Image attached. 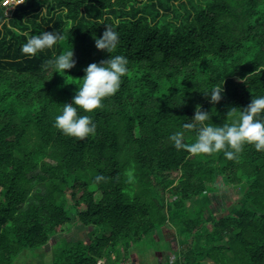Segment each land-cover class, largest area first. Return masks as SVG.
<instances>
[{"label": "trees", "instance_id": "trees-1", "mask_svg": "<svg viewBox=\"0 0 264 264\" xmlns=\"http://www.w3.org/2000/svg\"><path fill=\"white\" fill-rule=\"evenodd\" d=\"M4 1L0 264L47 247L71 223V209L88 235L57 242L51 264L129 260L135 244L166 225L181 239L174 264H264V150L245 144L227 159L169 140L174 131L195 140L181 126L196 105L210 113L208 123L223 124L234 118L231 107L264 95V0H196L192 9L181 0H24L14 10ZM106 25L119 34L113 54L127 57L128 71L101 108L80 111L95 134L67 136L55 116L72 102L84 68L109 57L94 42ZM41 31L63 39L22 53L26 37ZM71 46L73 68L46 66ZM222 85L221 100L210 103L204 93ZM229 186L239 195L217 214L212 194Z\"/></svg>", "mask_w": 264, "mask_h": 264}, {"label": "clouds", "instance_id": "clouds-1", "mask_svg": "<svg viewBox=\"0 0 264 264\" xmlns=\"http://www.w3.org/2000/svg\"><path fill=\"white\" fill-rule=\"evenodd\" d=\"M22 3V2H20ZM19 4V3H17ZM7 16V10L5 11ZM63 39L60 31H41L26 37L21 45V52L29 57L36 53L51 48L57 41ZM119 34L113 27L106 25L102 35L94 36L95 47L109 53L106 60L99 63L93 62L84 68V76L78 79V84L71 103L61 104L59 114L55 116L54 126L63 134L83 139L95 134L96 124L90 115L102 107L106 97L113 95L120 87L122 77L128 71V59L122 54H113L117 47ZM76 64L74 50L70 48L48 60L46 66L59 71L69 70ZM258 66L255 71H257ZM223 85L213 87L204 94L210 103L219 102L223 94ZM234 115L231 122L223 124L208 123L210 113L196 105L194 115L181 126L183 130H195V140L184 143V131H174L169 140L177 149H186L192 154H210L223 152L227 159L237 157L245 144H251L257 151L264 150V95L252 96L246 107H231L227 116ZM102 180V176H97Z\"/></svg>", "mask_w": 264, "mask_h": 264}, {"label": "rangeland", "instance_id": "rangeland-1", "mask_svg": "<svg viewBox=\"0 0 264 264\" xmlns=\"http://www.w3.org/2000/svg\"><path fill=\"white\" fill-rule=\"evenodd\" d=\"M181 2L189 9L197 4L196 0H181ZM175 4H178L175 3ZM9 9H11L9 7ZM181 10H184L181 7ZM190 158H194L192 155ZM177 173L172 176L175 177ZM239 195L238 190L227 187H222L219 193H213L212 199L216 202L214 211L220 214L222 206L224 208L229 207L233 204L232 200L235 201L236 196ZM98 197V196H97ZM71 202H69L70 206ZM192 205L191 203H188ZM77 210L71 209L69 215L72 218L63 234L53 238L47 247L41 249H28L23 252L20 256L15 259L14 264H51L54 255L56 254L57 242L62 241H75L83 240L87 237V231L84 230L82 225L76 221ZM181 239L176 227L173 225H166L162 228L155 230L154 234L144 238L141 242L135 244L128 252L127 258L133 264H174L173 262L179 258ZM202 264H214L212 261L205 259Z\"/></svg>", "mask_w": 264, "mask_h": 264}, {"label": "built area", "instance_id": "built-area-1", "mask_svg": "<svg viewBox=\"0 0 264 264\" xmlns=\"http://www.w3.org/2000/svg\"><path fill=\"white\" fill-rule=\"evenodd\" d=\"M20 2H24V0H5L3 2V5L7 6V7H10L14 10V8L22 3ZM19 3V4H17ZM96 264H113V263H109L107 262L105 259H100L97 261ZM117 264H133L130 260H123L121 261L120 263H117Z\"/></svg>", "mask_w": 264, "mask_h": 264}]
</instances>
